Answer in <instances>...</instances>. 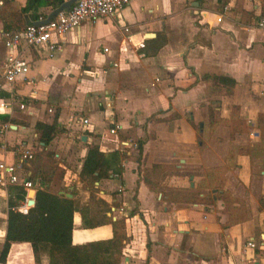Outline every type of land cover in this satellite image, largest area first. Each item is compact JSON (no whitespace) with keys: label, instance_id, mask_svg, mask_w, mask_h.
<instances>
[{"label":"crops","instance_id":"crops-1","mask_svg":"<svg viewBox=\"0 0 264 264\" xmlns=\"http://www.w3.org/2000/svg\"><path fill=\"white\" fill-rule=\"evenodd\" d=\"M25 1L0 0L19 16L0 18V61L3 24L31 21L19 11ZM51 8L38 4L35 12L45 17ZM259 14L264 0H130L52 36V55L44 45L23 48L27 77L15 82L13 103L0 108L9 117L0 124V161L19 163L17 176L34 189L48 178V190L91 210L97 206L78 173L87 146L96 144L108 169L93 193L106 202L105 215L123 219L120 264H264ZM106 117L119 124L113 132ZM36 121L62 129L43 145ZM35 141L55 168L20 161L18 150ZM8 183L0 181V248ZM111 235L109 222L85 227L73 210L71 244ZM0 264H35L29 241H11ZM39 264H47L45 253Z\"/></svg>","mask_w":264,"mask_h":264},{"label":"trees","instance_id":"trees-1","mask_svg":"<svg viewBox=\"0 0 264 264\" xmlns=\"http://www.w3.org/2000/svg\"><path fill=\"white\" fill-rule=\"evenodd\" d=\"M62 0H26L19 9L27 12L29 20L36 19L35 12L38 4H48L53 9ZM0 5V18L6 13L13 14L18 19L17 11L11 6ZM41 16V15H40ZM25 23L17 22L14 26L3 24V30H15L24 27ZM219 82L232 85L233 79L216 75ZM7 92L0 91V97ZM22 102V100L20 101ZM8 114L0 112V124L8 119ZM34 127L39 131L38 139L46 144L49 139L62 128L54 121L50 123L36 121ZM108 166L104 154L94 143L87 146L79 169L81 185L89 189V202L94 203L95 209L78 208L72 197L58 194L47 189L48 178L39 177V185L35 186L34 202L26 210L18 209L25 198L24 186L17 182L6 184V219L3 241L0 248V262L4 260L7 247L11 241H29L35 264H39L41 254L47 256V264H120L121 248L124 238V222L122 218L110 219L104 214L108 210L106 202L94 197L95 180L107 175ZM31 182V181H30ZM100 206V207H98ZM78 209L81 223L90 227L103 222H109L112 235L105 239L89 240L81 244H71L72 212Z\"/></svg>","mask_w":264,"mask_h":264},{"label":"built area","instance_id":"built-area-1","mask_svg":"<svg viewBox=\"0 0 264 264\" xmlns=\"http://www.w3.org/2000/svg\"><path fill=\"white\" fill-rule=\"evenodd\" d=\"M130 0H74L68 8H63L57 11L47 21L42 23H33L28 21L24 27L15 30H4L1 32L2 43L6 48L4 57L0 61V90L7 92V98L0 99V108L5 105L12 104V93L14 84L18 80L26 79V73L29 69V63L22 55V49L28 46L44 45L47 55H52L53 51L58 47L52 36L59 35L68 29L78 25L80 21H93L103 16L112 15L114 12L124 7ZM44 16H38L34 20H41ZM215 20L220 19V15H215ZM255 26L264 30V14H259L255 19ZM124 30L126 25L121 26ZM137 46H143V40L136 43ZM106 50V47H103ZM104 105L109 106V101H105ZM19 107L23 106L22 102L18 103ZM81 123L85 124L87 119L80 118ZM105 120L111 124L108 130L113 132L119 124L111 117H106ZM6 126V124H5ZM19 159L24 160L31 156L29 148L18 150ZM20 166L19 163H5L0 161V181L16 182L19 180L24 187H30L32 184L26 178H19L16 174V169ZM25 199L20 205V209H26ZM248 245H252L251 240H247Z\"/></svg>","mask_w":264,"mask_h":264},{"label":"rangeland","instance_id":"rangeland-1","mask_svg":"<svg viewBox=\"0 0 264 264\" xmlns=\"http://www.w3.org/2000/svg\"><path fill=\"white\" fill-rule=\"evenodd\" d=\"M18 105V102H15ZM38 143L35 141L32 144V147L30 148L31 156L29 158H26L27 162L31 164V168L38 170H49L50 168H55L56 165L54 164V159L52 158V155L49 154L48 150H44L43 148L38 150ZM43 156L46 158H43ZM45 172V171H44ZM30 187L34 188L33 185Z\"/></svg>","mask_w":264,"mask_h":264},{"label":"water","instance_id":"water-1","mask_svg":"<svg viewBox=\"0 0 264 264\" xmlns=\"http://www.w3.org/2000/svg\"><path fill=\"white\" fill-rule=\"evenodd\" d=\"M74 0H62L59 5H57L56 7H54L53 9H51L47 15L41 19V20H32L33 23H42L47 21L50 17H52L57 11H59L60 9L63 8H68L69 5L73 2ZM193 5H197V1H193ZM83 137V136H82ZM34 191L35 189L30 187L26 190V199H25V203L26 205H31L34 202ZM65 195H69L68 193H65ZM252 264H258L257 261H253Z\"/></svg>","mask_w":264,"mask_h":264}]
</instances>
